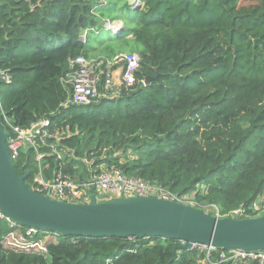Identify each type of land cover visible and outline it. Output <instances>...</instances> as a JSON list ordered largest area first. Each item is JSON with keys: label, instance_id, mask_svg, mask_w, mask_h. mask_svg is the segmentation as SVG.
<instances>
[{"label": "trees", "instance_id": "obj_1", "mask_svg": "<svg viewBox=\"0 0 264 264\" xmlns=\"http://www.w3.org/2000/svg\"><path fill=\"white\" fill-rule=\"evenodd\" d=\"M242 1L0 0V71L13 78L0 84L2 112L23 129L44 119L64 129L59 144L75 156L64 161L73 177L80 167L89 177L84 160L111 163L198 209L263 216L254 207L259 198L264 205V0ZM108 22L122 23V33ZM128 48L141 57L132 88L62 106L72 59L110 60ZM43 153L41 164L33 151L13 163L29 173L30 189L41 169L50 179L62 163ZM12 231L0 219V264H210L194 250L174 260L182 243L161 238L62 235L47 255L26 254L5 248Z\"/></svg>", "mask_w": 264, "mask_h": 264}, {"label": "built area", "instance_id": "obj_2", "mask_svg": "<svg viewBox=\"0 0 264 264\" xmlns=\"http://www.w3.org/2000/svg\"><path fill=\"white\" fill-rule=\"evenodd\" d=\"M137 0H132V4ZM137 3L136 5H138ZM135 5V4H134ZM118 23L108 22L106 28L117 32ZM86 34L83 36L85 41ZM141 57L138 54L118 53L112 59L103 58L88 59L78 56L70 62L71 74L64 80L65 84L71 85L69 99L62 105L67 108L70 105L89 106L99 102L103 98H115L122 88L130 89L136 83V74L140 68ZM118 67L117 72L113 68ZM12 76L7 71H0V84H11ZM116 86V88H113ZM11 131V136L7 139V149L12 163L17 161L23 152L33 151L41 164L47 157L44 150L56 156L57 161H61L59 168L55 169L53 176L47 179L45 170L41 169L40 174L35 179V188L32 189L52 200L81 204L90 202L92 192H97L98 202H107L113 199L133 198V197H156L163 200L175 201L182 204V199L161 186L145 182L138 178L128 177L123 170L114 164L103 163L98 168H93V162L85 160L89 171V177L81 176V169L78 168L79 175L73 177L64 168L65 158H73V153L65 155L60 147V140L64 136V129L57 128L51 119H44L35 122L28 129L14 125L6 113L2 112V125ZM5 129V128H4ZM259 215H264V205L254 207ZM244 211L238 210L230 215L233 218L243 216ZM220 215L219 211L217 213ZM228 217V216H227ZM0 219L6 220L14 231L4 238L3 244L6 249L26 254L49 253V245L59 243L62 235L56 232H49L37 228L23 227L15 223L11 218L5 216L0 211ZM48 234H53L49 236ZM185 245L182 242V246ZM191 250L204 253L210 264H243L257 262L264 264V250H223L214 245L194 243ZM212 258H217V263L212 262Z\"/></svg>", "mask_w": 264, "mask_h": 264}, {"label": "water", "instance_id": "obj_3", "mask_svg": "<svg viewBox=\"0 0 264 264\" xmlns=\"http://www.w3.org/2000/svg\"><path fill=\"white\" fill-rule=\"evenodd\" d=\"M119 26V25H118ZM123 26V25H122ZM122 26L116 33H122ZM148 77L145 85L157 80ZM0 106V211L23 227L63 236L93 238H161L184 242L174 250H191L194 243L223 250H264V215L256 218H221L207 210L156 197H133L73 204L52 200L30 189L29 173L20 176L7 149Z\"/></svg>", "mask_w": 264, "mask_h": 264}, {"label": "rangeland", "instance_id": "obj_4", "mask_svg": "<svg viewBox=\"0 0 264 264\" xmlns=\"http://www.w3.org/2000/svg\"><path fill=\"white\" fill-rule=\"evenodd\" d=\"M134 2H136V1H134ZM137 3H139L140 4V0H137V2L136 3H134L135 5L137 4ZM251 4V0H243L242 1V5H246V6H248V5H250ZM134 5V6H135ZM122 23H118V25L119 26H122L121 25ZM115 33V32H114ZM116 34H119V33H116ZM130 48L131 47H133V48H135V50L137 51V53H139L140 52V50H141V48L139 47V46H137L136 44H135V42L133 41V40H131L130 41V46H129ZM128 50H129V48L128 49H124L123 51L126 53V52H128ZM136 54V53H135ZM104 59V58H103ZM117 69H118V67H115V68H113V71L114 72H117ZM113 88H116V86H114ZM84 162H85V160H84ZM81 168V173H80V175L81 176H86L85 175V173L83 172V168L82 167H80ZM261 201H263V200H261V198H259V200H258V203L259 202H261ZM257 203V205H259ZM182 204H185V205H189V206H193V207H195L196 206V203L193 201V200H191V198L190 197H186V198H183L182 199ZM208 212H212L213 213V215H215V216H217V210H214V208L213 207H207V208H205ZM214 210V211H213ZM223 218V217H222ZM49 236H52L53 234H48ZM182 243V242H181Z\"/></svg>", "mask_w": 264, "mask_h": 264}, {"label": "clouds", "instance_id": "obj_5", "mask_svg": "<svg viewBox=\"0 0 264 264\" xmlns=\"http://www.w3.org/2000/svg\"><path fill=\"white\" fill-rule=\"evenodd\" d=\"M260 217V216H259Z\"/></svg>", "mask_w": 264, "mask_h": 264}]
</instances>
